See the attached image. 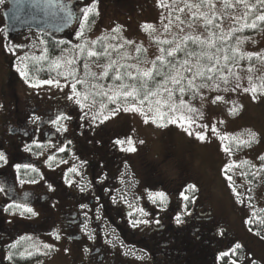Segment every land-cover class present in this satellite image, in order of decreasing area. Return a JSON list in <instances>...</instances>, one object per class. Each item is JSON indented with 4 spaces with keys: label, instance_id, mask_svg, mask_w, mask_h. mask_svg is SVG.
Listing matches in <instances>:
<instances>
[{
    "label": "rangeland",
    "instance_id": "374dc122",
    "mask_svg": "<svg viewBox=\"0 0 264 264\" xmlns=\"http://www.w3.org/2000/svg\"><path fill=\"white\" fill-rule=\"evenodd\" d=\"M77 1L80 10L92 3V0ZM188 2L199 3V0H188ZM212 3L214 5L212 9L205 7L199 11L208 13L209 18H213L214 23L221 26L220 29L206 26L204 19L199 14L193 16L192 12L197 10L192 9L189 11L185 7L183 0H96L98 14H93L91 17L95 20V23L87 24L85 32L90 40L103 35L106 44H112L117 47L124 45L122 49L118 48V50L112 51V58H116V60L119 58L120 60L121 56L130 57V59H126L130 62L128 64H136L141 69L151 66L149 63H144V61H151L159 55V50L164 45L161 41L178 42L186 35L207 39L209 31H217L218 34L222 32L225 35L232 32V38L228 42L232 46L236 45L235 37H248L249 39L243 40L239 45L240 50L242 52L259 53L260 56L264 57V26L252 34H245L242 31L233 32L234 29H240L245 23L243 17L246 9L244 6L235 4V0H227V2L226 0H212ZM248 3L253 5L251 0H248ZM228 4H233L234 6L229 7ZM181 7L185 8L183 12L178 10ZM76 9L78 15V5ZM213 12L215 13L214 17L212 15ZM177 16L180 17L179 20L176 19ZM237 17L239 19H236ZM253 17H249L248 22ZM148 24L152 25V28L144 27ZM166 24L169 25L167 31L164 28ZM116 25L121 26V30L113 34L111 29ZM78 30L79 24L68 30L66 36L63 37L70 45L68 49L79 43L75 35ZM113 35L116 36V39H112ZM1 36L5 37L0 29ZM125 39L133 41V44L125 45ZM9 41V47H11L12 51L7 50L9 48L4 42L3 45L0 44V52H2L0 54V80L5 73L4 69L8 68L7 59L11 53L14 52V59H20L15 62L20 68L23 67L21 64L24 59V57L22 58V53H40L41 37L37 32L23 31ZM137 46L141 48L139 53L136 51ZM169 47H175V43L168 44ZM60 57L61 53L56 59ZM238 58L239 56L236 57V60ZM245 59L247 61L233 65V72L238 73L241 77L239 81L235 77L230 78V88L234 87L236 83L241 85L235 92L231 90L224 92L223 85L219 90L214 89L211 92L207 89L203 90L206 96L215 97L216 95H221L224 97L222 101L216 104L208 101L201 109L203 116L198 118L197 124L208 125L207 134L209 138L205 142L197 140L194 136L190 137L178 124L168 125L164 128L151 123L145 124L144 118L139 113L120 111L116 116L104 121L108 127L116 126L115 124L118 122H125L130 125V137L133 139V144L137 149L135 152H130L131 155H126V167L123 170V175H120L123 185L122 189L118 191L120 206L123 209L130 208L129 205L133 203V192L136 186L138 191L140 192L141 190L144 195L164 192L165 200L163 202L171 201L172 203V208L165 222L172 220L175 223V217L179 214L177 212L179 202L174 201L175 197L177 196V199L179 196L181 197V192H184L186 196L190 195V191L185 189L187 185L190 183L197 184L200 181L202 185L201 191L199 193L191 192V197L197 196L198 200L191 198L188 204L191 213L186 216L185 220L190 221V226L194 231V238L197 239L199 236V234H196L198 232L197 224L201 226L204 222L210 221L207 218L209 213L203 209L204 205L209 206L212 213L210 215L213 218H223L227 227L237 235V241L246 245V247L242 248L246 253L244 261L241 263L235 262V264H250L255 259L264 260V241H260L261 239L251 232L249 223H246L247 220L253 218V211L257 212L260 209H264V178H262L261 174L255 176L257 184H252L245 177L249 170L254 173L261 169L260 161L262 162L261 158L264 157V95L258 92L256 94L257 98L254 100L251 93L243 91L244 87L250 86L248 84V76H252L253 82L257 85L264 81V60L256 56H253L251 60ZM105 63L104 61L99 62L100 66H97V63L92 62L90 70L100 73L102 65ZM249 67L252 68L251 72L248 71ZM132 70L135 71V69ZM78 71L80 74L83 73V65L81 67L78 66ZM104 78L91 82L107 85L104 83ZM47 79H59L61 86L57 88L55 84L40 83L37 86L39 89H37L19 78L16 95L26 97L31 90L35 89L40 90L43 100L49 101L51 98H53L52 100H57L59 99L58 97H64L69 94V82H66L63 77ZM78 90H82V86L78 85ZM1 98L0 96V100ZM188 100L194 107L200 108L199 99ZM96 101V110H98L100 103L106 102V98L97 97ZM107 107L112 109L116 105L108 104ZM230 109H235V111H230ZM105 114H108L107 111H105ZM100 119L102 120L103 117L101 116ZM213 124L216 126L218 135L211 132ZM250 133H255V140L246 145H238V141L249 140ZM225 135L229 139H220V137ZM141 140L144 141V144H139ZM47 146L50 147V145ZM225 147L230 148V153L224 151ZM37 159H41V157H37ZM64 165H69V161L64 163ZM226 165L229 167H226ZM134 170L138 177H141V186H139L140 182L138 183V180L134 179ZM229 176L231 180L228 179ZM182 184L183 187L181 188ZM200 193L206 196L204 202ZM168 196L170 200H168ZM121 197H124V199H121ZM157 201L162 204L159 199ZM202 203L204 204L203 208ZM197 205L198 207H196ZM135 207L142 208L141 205H135ZM149 209L155 212V210ZM95 213L98 215L97 212ZM144 213H142L143 216L140 220L148 221L150 215L147 212ZM164 215L166 214L156 215L155 217H163ZM13 219L19 220L22 217L14 216ZM27 219L34 223L38 222L37 217H28ZM129 219L131 221L134 220V216L130 215ZM6 223L8 224V221ZM148 223H140L139 227H132L131 224H127L126 236L132 240L129 245L125 242L126 236L119 238L118 234L114 232L115 230L109 226L106 227L109 230V234L106 233L104 238L108 239L110 246L121 247L126 256H130L131 261L140 264V260L147 256V252L144 251L146 247L142 240L135 241L139 238L140 233H135L132 236L131 232L134 233V230L138 228H147ZM218 226L221 225H217L216 228H219ZM46 232H49L48 227ZM8 233L12 234L8 241H17L23 235H27L26 238L30 245L37 244L39 237L47 239L45 245H50L51 247L39 250L43 256L35 264H65L71 256L69 246L65 247L59 239L52 241L48 236L49 233L48 235L40 234L37 226L29 228L20 222H16L13 223ZM199 239L203 241L200 236ZM222 240H219V244L221 243L219 248H227V250H223V252H227L231 245ZM4 244L8 243L5 242ZM209 244L210 241L205 242V246H209ZM224 244L225 247H223ZM212 251L213 249L210 250V252ZM206 259H209V257Z\"/></svg>",
    "mask_w": 264,
    "mask_h": 264
},
{
    "label": "flooded vegetation",
    "instance_id": "af4514ba",
    "mask_svg": "<svg viewBox=\"0 0 264 264\" xmlns=\"http://www.w3.org/2000/svg\"><path fill=\"white\" fill-rule=\"evenodd\" d=\"M56 1L58 5L73 14L74 22L69 29L61 33L44 31L43 34L61 41L64 40L63 37L68 30L79 24L82 15L77 0ZM7 7L8 3L4 0V3L0 5L2 32L4 29L2 12ZM3 42L6 45L10 44V41L1 36L0 44L3 45ZM12 56L14 57L13 53L7 59L8 68L4 69L5 73L0 80V96L2 97L0 100V152H3L6 157V162L0 161V188L4 189L0 191V220H2L0 221V264L8 258L9 250L23 240L30 246L25 252L26 256H29L27 253L31 250L38 251L40 254L33 264L41 260L43 256L39 250L45 249L47 239L39 237V244L30 245L27 235L22 234L23 236L21 235L22 237L17 241H8L12 236L8 231L16 222L29 228L37 226L40 234L48 235L49 233L48 236L52 241H55L56 236L59 235L61 243L65 247H70L71 256L65 264H139L131 261L130 256L127 257L121 247L110 246L108 239L104 238L106 233L109 234L107 226L115 230L119 238L126 236L127 224L130 225L128 213L134 216L132 221L140 220L143 216L138 211L140 208L135 205H141L144 212L150 215L147 228H138L134 230V233L131 232L132 236L139 232V238L135 241L142 240L146 247L144 251L147 252V256L140 260V264H204L202 252L205 242L210 241V245H214L212 234L215 233V230L205 227L210 225L218 230L217 225H221L218 227L222 228V225H226V221L221 217L207 216L211 222L206 221L201 226L199 224L196 226L198 230L196 234H199L203 240L200 241L199 236L197 239L194 238L190 221L185 220L191 213L188 207L190 200H184L180 196L177 199L176 196L174 201L179 202L177 212L183 222L181 224L174 223L172 220H169L170 223L165 222L172 208L171 201L160 204L156 199L153 202L149 198L150 194L144 195L141 190L139 192L137 186L133 192L132 207L123 209L118 200V191L123 186L120 175L126 167V155L131 154L123 150L127 148V143L119 145L115 141L117 139L126 141L130 137V125L122 123L111 126L113 133L106 132L104 122H92L88 117L82 119L84 111L80 110L74 102L68 101L67 95L58 97L57 100L51 98L45 101L40 90L33 89L26 97L17 96L16 87L19 78L26 80L17 71L19 65H16ZM41 80L28 78L27 83L37 88ZM61 112L70 116L71 119L61 120L53 125L50 121ZM60 125H63L66 131L63 129L57 131ZM58 147L65 148V151H58ZM29 148L31 151L28 150ZM49 156L54 159L49 160ZM68 161L69 165H64ZM18 164H31L37 171L24 167L17 169L14 166ZM73 167L77 168V173L70 171ZM135 170L134 179L138 180L141 186V177H138ZM21 180L24 182L21 183ZM31 180L36 182L30 183ZM194 185L197 188L196 192L199 193L200 184ZM81 189L84 190L81 191ZM195 197L198 200L197 196ZM13 203L27 204L37 215L32 216L29 213L21 215L20 209L8 207ZM81 205L87 207L82 208ZM203 209L211 213V210ZM161 214L166 215L155 217ZM14 216H20L22 219H13ZM28 217H37L38 222L34 223L28 220ZM139 226L138 224L137 227ZM206 233H210L211 236H203ZM5 242L8 244H4ZM125 242L129 245L132 240L126 236ZM237 243H239L237 237L232 238L229 250ZM217 260L211 261L210 264H217Z\"/></svg>",
    "mask_w": 264,
    "mask_h": 264
},
{
    "label": "snow or ice",
    "instance_id": "6c2138e0",
    "mask_svg": "<svg viewBox=\"0 0 264 264\" xmlns=\"http://www.w3.org/2000/svg\"><path fill=\"white\" fill-rule=\"evenodd\" d=\"M227 2V0H226ZM4 3V0H0V4ZM19 4V0H17ZM32 3L39 7V0H32ZM185 7L191 11L196 9V12H192L193 16L199 14L200 17L204 19L205 25L213 28L220 29L219 24L214 23L213 18H209L208 13L199 11L201 8L212 9L214 7L212 0H199V3H190L188 0H183ZM261 6H264V0H257ZM235 4H242L246 9L244 13L245 23L240 29H234L233 32L243 31V29H258L261 23H264V11L259 14L254 15L253 9L254 5H250L248 0H235ZM229 7H233V4H228ZM63 8V6H61ZM180 12L185 10L184 7L178 9ZM82 19L79 21V30L75 32L79 43L73 45L71 49L65 48L61 50V57L52 62V67L57 71L58 77H63L66 82H69L70 92L66 99L70 102H74L75 105L84 111V116L88 117L92 122L99 121L103 123L111 117L116 116L120 111L123 112H133L139 113L144 118L145 124H153L158 127L164 128L168 125L178 124L187 135L194 136L197 140L205 142L208 137V125L207 124H197L199 117L203 116L201 109L203 105L208 101L212 104H216L224 99L221 95H216L215 97L206 96L204 94L205 89L209 92L219 90L223 85V91H233L235 92L241 87L239 83H236L234 87H229L230 78L235 77L237 81L241 79L238 73L233 72V65L238 63L236 57L243 60L245 58L251 60L253 56L264 60V57L260 56L259 53L252 52H242L239 45L243 40L249 39L248 37H235L236 45L232 46L228 42L232 38V32L227 35L216 31H209L207 39H201L199 36H184L180 41H161V43L169 44L175 43V47L160 48L159 55L151 61H144V63H149L151 66L141 69L136 64L121 63L120 60L130 59L127 56H121L120 60L112 58V51L122 49L124 45L114 46L112 44H106L105 37L101 35L96 39H88L85 27L87 24H94L95 20L91 19L93 14H98L96 9V0H92V3L88 4L86 7L81 9ZM213 17L215 13L213 12ZM249 17H253L250 22H248ZM177 20L180 19L179 16L176 17ZM236 19H239L237 17ZM171 23V22H170ZM144 27L152 28V25L148 24ZM167 31L169 25H164ZM121 30V26L116 25L111 29L113 34L118 33ZM183 31V29H181ZM112 39H116L113 35ZM191 43V47L189 46ZM41 44L44 41H40ZM63 43V42H62ZM125 45L133 44L131 40H124ZM98 48H102L100 51ZM12 51V49H8ZM214 50V51H213ZM137 53L141 51V48L137 46ZM48 49L45 48L42 54L37 57L33 56L32 59L36 62L48 60L47 55ZM71 53V55H69ZM177 54H182V57L178 58ZM101 59L106 60V63L102 65V71L96 73L90 70V64L92 62L97 63L100 66L99 61ZM77 61H83V73L80 74L78 71ZM35 67V65H33ZM132 69H135L133 71ZM17 71L22 77L28 81V66L17 68ZM39 71V69H37ZM249 72L252 68L249 67ZM104 77H110L111 82L104 84L92 83L91 81H98ZM249 87H244L243 91L245 93H251L252 98L255 100L257 98L256 94L259 92L264 95V81L259 85L253 82V77L248 76ZM41 84H55L57 88L61 86L60 80L56 79H45L40 81ZM78 85L82 86V90H78ZM91 97V98H90ZM106 98V102H101L99 109L96 110V98ZM190 100H200V108L194 107L193 104L189 103ZM108 104L116 105L115 108L109 109ZM107 111L108 114H105ZM230 111H235V109H230ZM103 117L101 120L100 117ZM38 119V118H36ZM70 116L65 115L63 112L58 114L55 119L50 122L53 125L58 124L61 120H69ZM222 122V121H221ZM61 129L66 131L63 125L57 128V131ZM211 132L217 134L216 126L213 124L211 126ZM220 139H229V137L222 136ZM255 140V133H250V138L247 141H238V145H246ZM35 143V141H34ZM71 143V142H69ZM116 144L124 145L127 143L128 147L123 150L126 152H135L137 149L133 144V139L131 137L127 140L117 139ZM139 144H144V141H139ZM39 147V145H37ZM31 151V149H28ZM60 152H64L65 148L58 147ZM224 151L230 153V148L225 147ZM49 160L54 159V157L49 156ZM264 161V157L261 158ZM0 161L6 162V157L3 152H0ZM83 163V162H82ZM15 168L20 167L30 168L32 171H37V169L31 164L25 165H15ZM226 167H229L226 165ZM254 167V166H253ZM261 170H264V163L260 166ZM71 172L77 173V168L73 167L70 169ZM123 175V174H122ZM254 176L260 175L259 171L253 173ZM231 180V177H228ZM23 183L24 181H20ZM30 183H35V180L29 181ZM51 189V185H49ZM84 189H81L83 191ZM186 190H191L193 193L197 191L194 184L187 185ZM0 191H4L0 188ZM235 191V189H233ZM184 200H188L189 197L185 195L184 192L180 193ZM150 199L155 202L159 199L162 203L165 200L164 192H156L154 194L150 193ZM195 196L192 197L195 200ZM124 199V197H121ZM115 202V200H114ZM10 208H16L21 210V215L24 213H29L32 216L37 215V213L29 207L27 204H17L13 203L9 205ZM82 208L87 207L86 205H81ZM129 207H132L130 204ZM141 213H144L143 208L138 209ZM264 212V210H261ZM146 215V213H144ZM131 215V213H129ZM252 217L255 222L259 225H264V218L257 215L256 211L252 212ZM253 219H249L246 223L252 224ZM177 224H181L183 221L180 216L175 217ZM158 222V221H157ZM132 227H136L140 223H148L147 220H135L129 221ZM251 230V229H250ZM260 235V232H256ZM59 239V235L56 236ZM91 238V237H89ZM264 238V237H262ZM50 245H44V248H50ZM241 245L237 243L235 245L236 249H239ZM67 251V249H65ZM29 256L32 255L31 252L27 253ZM223 255H227L224 253ZM232 264H235L233 261ZM253 264L255 262L253 261Z\"/></svg>",
    "mask_w": 264,
    "mask_h": 264
},
{
    "label": "trees",
    "instance_id": "16d2710c",
    "mask_svg": "<svg viewBox=\"0 0 264 264\" xmlns=\"http://www.w3.org/2000/svg\"><path fill=\"white\" fill-rule=\"evenodd\" d=\"M251 1L253 2L252 4L255 6L254 9H253V16L259 14L261 11H264V6H261L259 3H257V0H251ZM262 26H264V23H261L260 24V27H262ZM259 28L258 29H247V28H245V29H243L242 33H245V34L256 33V31H258ZM30 32H34V31H30ZM38 33H39V35L41 37V41H44L43 44H40L41 45V47H40V53H34V54H30V53L29 54L28 53H24L23 54L22 53V58L24 57V59H23V62H21V64H22L23 67L25 65L28 66V78L29 79L56 78V77H58L57 76V71L52 67V62L54 60H56V58L58 57V55L61 53V50L62 49L68 48V47H70V45L68 44V42L66 40H61V41L58 40L57 41V40H54V39L50 38V36L49 37L46 36L45 34H43V32H38ZM5 39L8 40L7 37H5ZM9 46H10V44H7V47L9 49H11V47H9ZM189 46L191 47V43L190 42H189ZM45 48L48 49L47 55H48L49 59L48 60H45V61H39V62L34 61L32 59V57L33 56L39 57L42 54V52H43V50ZM163 48H168V44H164L163 45ZM98 50L102 51L103 49L102 48H98ZM13 54H14V52H13ZM177 57L178 58L182 57V54H177ZM113 59H116V58H113ZM117 59L119 60V58H117ZM14 60L15 61H19L20 59H14ZM245 60L246 59L241 60V59L238 58V60H236V61H238V63H236L234 65H237L240 62H244ZM103 61L106 62V60H104V59H101L99 62H103ZM120 62L121 63H126L127 62V64L130 63L127 60H121ZM77 64H78V66L81 67L83 65V61H77ZM33 65H35V67H33ZM37 69H39V71H37ZM110 82H111L110 77H105L104 78V83L105 84L110 83ZM185 99H189V98L188 97H185ZM122 123L124 124L125 122H118L115 125H120ZM113 127L110 128V127H108L106 125V132L113 133ZM110 135H112V134H110ZM262 162L260 161V164H262ZM259 172H261L260 174H261L262 178H264V170L259 169ZM245 177L248 179V181H251L252 184L253 183L254 184H257V180H256L255 176L253 175L252 170H249L247 172V176L245 175ZM197 183L200 184V187L202 186L201 183H200V181L197 182ZM190 184H192V183H190ZM201 188H200V191H201ZM185 189H187V188H185ZM189 191H190L189 192L190 195H188V196L191 197V195H192L191 192L192 191L191 190H189ZM200 195L203 198V202H204V199L206 198V196H203L201 193H200ZM191 198L189 200H191ZM205 206L208 207L207 210H210L209 206L204 205V208L205 209H206ZM261 210H264V209H260L256 213L261 218H264V212H262ZM251 219L254 220V218H251ZM205 228L206 229L207 228L213 229V230H215V233L212 234L213 235L212 238L214 237L213 238L214 239V245H210L209 244V246L208 245L205 246V248H204V250L202 252V255H203V258H204L203 259L204 264H210L211 261H213L215 259H218L217 260V264H231L233 261L234 262L241 263V262L244 261V258L246 257V253L242 250V248L246 247L245 243H239V244L242 245L239 249H236L235 248V245H236L235 244V245L232 246L231 250H228L227 252H223V249H220L217 246V245H220L221 244V243L219 244V240L220 239H223L222 241L225 240L226 243H230L231 240H232V238L237 237V235L234 232H232L231 229H229L227 227V224L224 225V226L222 225V228L219 227L218 230L215 229V228H212L210 225H208ZM249 228L251 229V232L256 237H258L259 239H261L260 241H264V238H262V237H264V225H259L254 220V222L252 224H249ZM202 230H204V228H202ZM257 231L260 232V235H257L256 234ZM208 235L210 237V233H206L205 234L206 237H208ZM225 244L223 245V247H225ZM28 248H30V246L26 242H24V240L21 241V242L16 243L13 246V249L11 248L9 250L11 252V254L9 252L8 258L5 259L1 264H33V262L37 258H39L40 254H38V251L31 250L32 255L31 256H26L25 255V252L28 251L27 250ZM212 249H213V251L210 252V250H212ZM6 250H7V248H6ZM6 250H4V251H6ZM216 250L219 253L216 252ZM224 253H227V255H223ZM207 257H209V259H206ZM253 259H255V258H253ZM253 261L255 262V264H263L264 263L263 262L264 260L255 259V260H252L250 262V264H253Z\"/></svg>",
    "mask_w": 264,
    "mask_h": 264
},
{
    "label": "water",
    "instance_id": "95a60500",
    "mask_svg": "<svg viewBox=\"0 0 264 264\" xmlns=\"http://www.w3.org/2000/svg\"><path fill=\"white\" fill-rule=\"evenodd\" d=\"M8 7L3 10L4 34L14 37L24 30L51 31L61 33L74 20L72 13L58 5L56 0H39V7L32 0H6Z\"/></svg>",
    "mask_w": 264,
    "mask_h": 264
}]
</instances>
